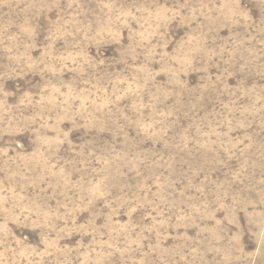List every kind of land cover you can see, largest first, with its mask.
Instances as JSON below:
<instances>
[{
  "label": "rangeland",
  "instance_id": "rangeland-1",
  "mask_svg": "<svg viewBox=\"0 0 264 264\" xmlns=\"http://www.w3.org/2000/svg\"><path fill=\"white\" fill-rule=\"evenodd\" d=\"M0 264H264V0H0Z\"/></svg>",
  "mask_w": 264,
  "mask_h": 264
}]
</instances>
